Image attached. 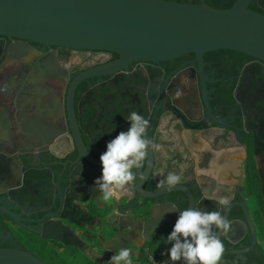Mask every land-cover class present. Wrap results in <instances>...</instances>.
<instances>
[{
  "label": "flooded vegetation",
  "instance_id": "flooded-vegetation-1",
  "mask_svg": "<svg viewBox=\"0 0 264 264\" xmlns=\"http://www.w3.org/2000/svg\"><path fill=\"white\" fill-rule=\"evenodd\" d=\"M174 1L196 4L201 0ZM203 1L220 8L234 2ZM250 6L264 14V0H252ZM118 58L112 51L0 35V247L31 253L73 246L60 238L42 237L55 233L49 229L61 227L87 245L85 249L76 245L84 251L92 244L85 236L117 230L121 214L110 223L113 209L132 213L135 220L151 217L152 209L145 215L150 203L131 194L128 185L127 194L118 200H104L96 191L95 167L102 166L80 157L73 139L63 132L65 97L72 82V109L89 134H83L87 157L100 160L107 143L128 129L127 118L135 111L149 121L148 136L160 145L143 167H192L182 182L193 188L195 177L205 187L204 210H220L223 215L225 210L212 201L218 194L209 195L211 188L239 184V191L228 199L243 203L253 222L258 193L264 199V61L217 49L205 52L200 63L187 54L157 63L135 61L117 70ZM177 91L182 92L180 98ZM172 102L185 108L189 127L168 108ZM62 167H76L72 185ZM197 167L217 171L198 175ZM144 187L155 189L150 181ZM57 198L62 201L60 209ZM69 203L81 205L78 215L64 208ZM244 218L242 207L234 205L228 220L237 237L228 240L221 234V240L228 242L225 250L250 244L249 231L244 235L237 222ZM105 252L108 258L113 255Z\"/></svg>",
  "mask_w": 264,
  "mask_h": 264
},
{
  "label": "water",
  "instance_id": "water-1",
  "mask_svg": "<svg viewBox=\"0 0 264 264\" xmlns=\"http://www.w3.org/2000/svg\"><path fill=\"white\" fill-rule=\"evenodd\" d=\"M251 2L252 0H234L228 8H216L203 0L196 4L174 0H0V35L75 49L112 51L119 55L115 63L117 70L127 69L128 64L135 61L157 63L187 54H193L195 60L200 63L205 52L217 49L234 50L264 61V14L250 8ZM93 76L97 74L94 73ZM73 84L74 82L71 83L65 97L63 132L73 139L80 157L85 161L90 159L94 165L101 166L100 160H93L85 154L83 134H89L76 119L72 109L70 90ZM168 108L178 116L183 126L189 127L187 111L183 106L172 102ZM162 116L163 114L159 118ZM158 124L159 121L155 125ZM151 152L149 150L147 165L151 161ZM176 156V161H180L181 157ZM95 168L97 179L102 167ZM191 168L134 169L136 178L128 184V190L150 203L151 217L146 220H135L132 213L121 212L117 230L109 240L103 241L104 249L112 254L115 251L119 254L121 248H127L134 255L131 243L139 244L140 247V244L152 237L162 242V249L171 247L172 242H167V237L178 218V211L189 207L204 209L206 191L204 185L197 182L195 177L193 188L181 182L170 190H165L159 188L158 184L169 172L185 175L188 171L191 172ZM75 169L76 167H62V172L66 174V180L70 185L75 180ZM148 181L155 185V189H145L144 185ZM213 187V192L218 194L216 195L218 198L228 197L239 191V184L226 188L218 185ZM218 198H212V201L220 208ZM57 204L60 209L62 201L59 198ZM234 205L241 206L244 211V220L237 222L244 235L249 231L251 241L245 248L225 250L219 264H226L224 260L226 254L241 257L252 250L257 242L254 224L243 203L231 202L224 215L228 219ZM172 206L177 211H169ZM64 208L76 215L82 209L77 203L66 204ZM157 208L168 214L162 226L155 215ZM12 216L17 219L15 215ZM80 218L84 221L83 216ZM123 221L127 223L124 224ZM49 230L51 232L54 230L55 233L49 235L43 233V238H60L65 245H82L81 239L73 236L69 230L62 231L61 227L58 230L54 228ZM226 235L228 240L237 237L233 232V226ZM86 246L83 244V249ZM0 264L45 263L30 252L0 247Z\"/></svg>",
  "mask_w": 264,
  "mask_h": 264
},
{
  "label": "clouds",
  "instance_id": "clouds-1",
  "mask_svg": "<svg viewBox=\"0 0 264 264\" xmlns=\"http://www.w3.org/2000/svg\"><path fill=\"white\" fill-rule=\"evenodd\" d=\"M182 92L177 91L176 98ZM127 120L130 126L126 131H120L106 145V151L100 155L102 173L95 180L96 191L102 194L104 200L114 198L116 189H122L136 178L134 169L144 166V161L150 151H159L160 145L148 136L149 121L133 111ZM182 182V174L169 172L159 182L158 187L170 190ZM222 210H227L231 201L227 196L218 200ZM169 211H177L174 206ZM178 218L167 242H172L168 256L173 264H219L224 253V244L220 234L231 231L232 222L222 214V211H209L199 207H189L178 211ZM131 250L121 248L118 255H112L109 264H132Z\"/></svg>",
  "mask_w": 264,
  "mask_h": 264
},
{
  "label": "trees",
  "instance_id": "trees-1",
  "mask_svg": "<svg viewBox=\"0 0 264 264\" xmlns=\"http://www.w3.org/2000/svg\"><path fill=\"white\" fill-rule=\"evenodd\" d=\"M209 6H213L211 3L207 2ZM232 4H228L224 8L230 7ZM214 7V6H213ZM220 8V7H216ZM250 8L254 9L252 6ZM258 207L252 213V219L256 231L257 243L256 248L250 250L243 254V259L239 258L235 254H226L225 263L226 264H264V199L258 193ZM150 205L146 208V217L150 213ZM113 235V229H111L106 235L103 236L104 239L108 240ZM88 241L92 243L97 242L98 234H89L85 236ZM249 241V238L246 239ZM224 248L228 245L226 240L222 241ZM162 246V242L156 237H152L137 250L136 260L139 264H146L147 253H155ZM45 264H97L91 257H89L80 247L73 246H62L61 249L52 250H38L31 252Z\"/></svg>",
  "mask_w": 264,
  "mask_h": 264
},
{
  "label": "crops",
  "instance_id": "crops-1",
  "mask_svg": "<svg viewBox=\"0 0 264 264\" xmlns=\"http://www.w3.org/2000/svg\"><path fill=\"white\" fill-rule=\"evenodd\" d=\"M216 169V170H215ZM231 170V169H230ZM213 171H217V168L216 167H212V169L210 170H208V169H206V168H204V167H197V169L195 170V172L198 174V175H212V173H213ZM189 172V171H188ZM232 172V171H231ZM102 173V172H101ZM101 173L99 172V175L97 176L98 178L101 176ZM189 177V174H185V175H182V181H185V180H187V178ZM95 179H96V177H95ZM213 188L214 187H212L211 189V192L209 193V195L210 196H213L214 194H213ZM128 191V190H127ZM123 194H127V192L125 191V186L122 188V189H116V194H115V196H114V199L115 200H118V198H119V196L120 195H123ZM129 199V197L127 198V200ZM117 214H119L120 215V213H118V210L115 208V209H113L111 212H110V215H109V221H110V223H113L114 222V220H115V217H116V215ZM157 217H158V219H159V222H160V225H162V224H164V222H165V220L167 219V213L165 212V211H163V209H158L157 208V210H156V214H155ZM97 216H98V213H97ZM98 238H101L103 241H106V239H104L103 238V236L102 235H98ZM103 241H102V244H103ZM139 245V244H138ZM138 245L137 244H135V246H131V248L135 251V254L134 255H131V259H132V264H139V262L136 260V254H137V250L141 247H138ZM140 245H142V244H140ZM163 245V244H162ZM162 247V246H161ZM114 254H118V252L117 251H115L114 253H113V255Z\"/></svg>",
  "mask_w": 264,
  "mask_h": 264
},
{
  "label": "rangeland",
  "instance_id": "rangeland-1",
  "mask_svg": "<svg viewBox=\"0 0 264 264\" xmlns=\"http://www.w3.org/2000/svg\"><path fill=\"white\" fill-rule=\"evenodd\" d=\"M102 239L98 238L97 242L92 243L89 248L84 252L91 257L97 264H109L107 253L105 252L102 244ZM118 255V254H114Z\"/></svg>",
  "mask_w": 264,
  "mask_h": 264
},
{
  "label": "built area",
  "instance_id": "built-area-1",
  "mask_svg": "<svg viewBox=\"0 0 264 264\" xmlns=\"http://www.w3.org/2000/svg\"><path fill=\"white\" fill-rule=\"evenodd\" d=\"M171 247H168L166 249L160 248L155 253H147L146 255V264H173L172 261H170L169 256L167 254L168 249ZM177 264H183V262H177Z\"/></svg>",
  "mask_w": 264,
  "mask_h": 264
}]
</instances>
